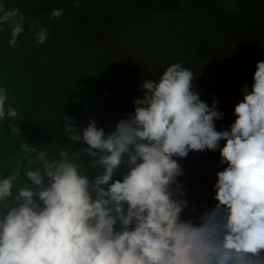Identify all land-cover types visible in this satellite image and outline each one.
I'll return each mask as SVG.
<instances>
[{"label": "clouds", "instance_id": "1", "mask_svg": "<svg viewBox=\"0 0 264 264\" xmlns=\"http://www.w3.org/2000/svg\"><path fill=\"white\" fill-rule=\"evenodd\" d=\"M6 5L0 32L10 30L15 48L24 16ZM196 27L161 31L190 48ZM131 30L101 39L114 55L98 66L107 113L66 122L65 137L84 148L70 155L24 142L21 159L40 167L0 173V264H264V61L245 60L264 46L219 45L189 65L182 53L162 63L161 49L145 63L129 50L156 35L143 22ZM47 39L39 27L35 42ZM8 101L0 87V121L22 119Z\"/></svg>", "mask_w": 264, "mask_h": 264}, {"label": "trees", "instance_id": "2", "mask_svg": "<svg viewBox=\"0 0 264 264\" xmlns=\"http://www.w3.org/2000/svg\"><path fill=\"white\" fill-rule=\"evenodd\" d=\"M228 1L79 0L80 6L75 7L76 0H7V8L20 9L25 30L15 48L8 45L10 30L0 32V87L7 89L8 103L16 107L22 119L0 121V173L12 174L18 168L24 173L40 167L21 159L29 155L18 151L24 142L47 150L67 148L70 155L84 148L66 138L64 129L68 118L72 125H79L107 113L96 89L101 82L98 66L107 67L114 58L101 45L104 37L127 38L135 33L132 27L142 22L150 24L156 37L148 36L142 44L136 42L142 52L129 50L145 63H150L149 52L159 55L161 49L165 53L162 63H171L182 53L180 61L191 64L210 58L219 45L264 46V0H235L231 6ZM56 8L63 9V15L50 19ZM171 22L192 29L197 26L192 47L165 42L161 30ZM30 26L32 33L28 31ZM39 27L48 30L44 44L35 42ZM126 28L130 30L124 34ZM100 108L103 113L97 112ZM14 124L19 128L17 135L9 129ZM56 155L48 156L58 159V152ZM83 164L86 174L92 175L90 161ZM23 185L27 184L16 187Z\"/></svg>", "mask_w": 264, "mask_h": 264}, {"label": "rangeland", "instance_id": "3", "mask_svg": "<svg viewBox=\"0 0 264 264\" xmlns=\"http://www.w3.org/2000/svg\"><path fill=\"white\" fill-rule=\"evenodd\" d=\"M246 54L248 56H246ZM262 55H263V61H264V49H261L260 50L258 48H255L252 51H246L245 52V56H246L245 57V60L247 61V58H248V60L252 63V61H254L255 59H257V57L262 56ZM256 65H257V62H255L253 65H251L255 71H256ZM246 67H250V66H246ZM246 72H247V69L243 72V76L246 75ZM227 81H228V79L226 80V82ZM226 82H224L223 84H225ZM223 84H221V85H223Z\"/></svg>", "mask_w": 264, "mask_h": 264}]
</instances>
